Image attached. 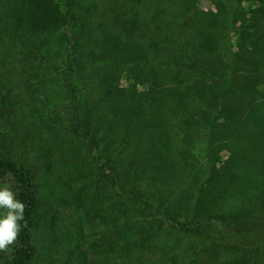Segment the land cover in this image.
Listing matches in <instances>:
<instances>
[{
  "label": "rangeland",
  "instance_id": "rangeland-1",
  "mask_svg": "<svg viewBox=\"0 0 264 264\" xmlns=\"http://www.w3.org/2000/svg\"><path fill=\"white\" fill-rule=\"evenodd\" d=\"M259 5L142 0L146 25L135 38L145 59L115 80L106 57L61 70V38L43 45L46 58L29 56L13 0H0V40L15 50L0 47V160L29 171L37 188L27 264L264 256V27L238 30ZM236 86L245 102L232 116L224 101ZM0 185L17 193L11 176Z\"/></svg>",
  "mask_w": 264,
  "mask_h": 264
},
{
  "label": "trees",
  "instance_id": "trees-1",
  "mask_svg": "<svg viewBox=\"0 0 264 264\" xmlns=\"http://www.w3.org/2000/svg\"><path fill=\"white\" fill-rule=\"evenodd\" d=\"M141 1L103 0L100 4L99 0H13L12 7L15 25L25 34L31 47L29 56L35 55L38 61L46 58V48L44 49L46 43L51 38H61L68 47L67 61L60 67L61 70L74 69L84 61L95 62L99 59L102 61V58L106 57L110 59L107 61L110 64L106 63L108 73L116 80L119 73L129 74L135 72L137 68L140 69L145 59V57L140 58L139 38H135L142 34L146 25L145 20L142 19ZM253 1L260 5L246 14L242 27L238 29L239 32H243L241 28L259 30L264 27V0ZM151 12L147 11V14ZM147 20L152 21L151 18ZM84 26L89 28V33L83 30ZM87 38L89 41L86 40ZM5 40H0L2 52L14 56L15 50L9 45L8 39ZM113 49L114 52L111 51ZM123 51H133V56L128 57ZM101 66L102 69H107ZM100 72V74L103 73V71ZM242 86L230 89L224 101L225 110H228L230 113L227 112L232 116L239 114L236 102L241 104L245 102L243 92H237L238 89L243 90ZM1 176H11L15 179L16 198L26 205L25 221L21 222L13 256L6 264H27L34 254L30 238L34 223L37 188L32 174L8 159L0 160ZM235 224L228 222L225 226L230 230L241 232L243 229L239 224ZM233 238L232 236L227 240ZM259 253L262 254L261 248H256L254 251L246 250L240 256L244 264H262L264 256L259 257Z\"/></svg>",
  "mask_w": 264,
  "mask_h": 264
},
{
  "label": "clouds",
  "instance_id": "clouds-1",
  "mask_svg": "<svg viewBox=\"0 0 264 264\" xmlns=\"http://www.w3.org/2000/svg\"><path fill=\"white\" fill-rule=\"evenodd\" d=\"M25 208L10 186L0 185V250L7 249L17 239L21 222L25 221Z\"/></svg>",
  "mask_w": 264,
  "mask_h": 264
}]
</instances>
